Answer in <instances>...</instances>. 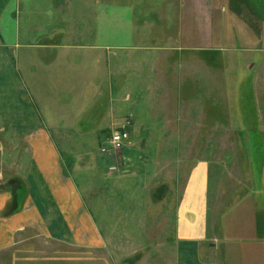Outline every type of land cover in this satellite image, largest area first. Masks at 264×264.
<instances>
[{"label":"rangeland","instance_id":"374dc122","mask_svg":"<svg viewBox=\"0 0 264 264\" xmlns=\"http://www.w3.org/2000/svg\"><path fill=\"white\" fill-rule=\"evenodd\" d=\"M206 1L215 12L203 43L199 37L189 47L152 43L129 55L133 60L111 51L109 69L86 82L87 97L80 80L71 82L76 95L61 81L62 97L72 100L65 114L76 121L54 139L73 160L72 178L101 242L81 248L26 228L0 247V264H214L197 252L206 238L218 264H240L234 237L244 232L233 230L235 216L247 205L264 208V20L243 5L236 11ZM19 2L21 17L28 9L44 16L45 0L43 7L39 0ZM154 57L161 61L151 63ZM128 119L122 151L102 154L107 135ZM11 132L0 119V192L14 185L23 162L24 145L12 143ZM188 246L196 249L190 262L181 256Z\"/></svg>","mask_w":264,"mask_h":264},{"label":"crops","instance_id":"0c3cea01","mask_svg":"<svg viewBox=\"0 0 264 264\" xmlns=\"http://www.w3.org/2000/svg\"><path fill=\"white\" fill-rule=\"evenodd\" d=\"M43 1L39 0V7ZM45 1L44 16L31 8L21 17L19 0L0 6V119L16 135L12 143L24 145L20 172L12 178L14 185H5L6 190L0 192V247L11 245L26 228H34L52 240L93 248L103 238L72 178L73 160L54 139L57 129L70 128L76 121L65 114L72 100L62 97L61 81L65 80V91L76 95L71 82L80 80L81 92L87 97L86 82L109 69L111 51L128 58L152 43H166L162 48L189 47L196 37L203 43L214 8L206 0ZM165 56L170 63L174 61L173 55ZM160 61L154 57L150 62ZM261 204L256 211L247 210V205L233 221V230L244 232L234 237L239 242L233 252L240 264H264V233L259 238L254 232L256 218L264 221ZM176 231L185 237L186 224L179 217ZM208 241L203 239L204 252H197L218 264L211 254L213 243ZM187 249L181 256L190 262L196 249ZM225 254L228 257V249Z\"/></svg>","mask_w":264,"mask_h":264},{"label":"trees","instance_id":"16d2710c","mask_svg":"<svg viewBox=\"0 0 264 264\" xmlns=\"http://www.w3.org/2000/svg\"><path fill=\"white\" fill-rule=\"evenodd\" d=\"M2 3L3 2L0 0V6ZM226 3L228 6L235 10H238L239 6L243 5L251 12V14L256 15L260 19L264 20V0H219V3H217V5H226ZM254 226L255 235L261 238L264 233V221L261 220V218H256Z\"/></svg>","mask_w":264,"mask_h":264},{"label":"built area","instance_id":"2783aa9c","mask_svg":"<svg viewBox=\"0 0 264 264\" xmlns=\"http://www.w3.org/2000/svg\"><path fill=\"white\" fill-rule=\"evenodd\" d=\"M129 121H126L125 125H128ZM128 134L124 129H114L110 132L107 137V147L102 146L100 152L105 154L115 153L116 151L122 150L123 143L127 140Z\"/></svg>","mask_w":264,"mask_h":264},{"label":"water","instance_id":"95a60500","mask_svg":"<svg viewBox=\"0 0 264 264\" xmlns=\"http://www.w3.org/2000/svg\"><path fill=\"white\" fill-rule=\"evenodd\" d=\"M3 187V186H2Z\"/></svg>","mask_w":264,"mask_h":264}]
</instances>
